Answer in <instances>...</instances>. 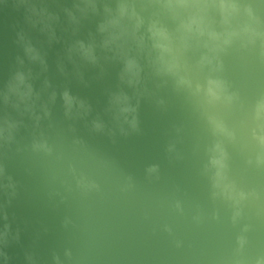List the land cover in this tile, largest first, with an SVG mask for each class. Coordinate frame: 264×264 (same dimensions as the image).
Wrapping results in <instances>:
<instances>
[{
	"label": "water",
	"instance_id": "1",
	"mask_svg": "<svg viewBox=\"0 0 264 264\" xmlns=\"http://www.w3.org/2000/svg\"><path fill=\"white\" fill-rule=\"evenodd\" d=\"M30 2L57 17L54 37L41 31L42 25L33 26L24 4L5 0L0 5V88L23 68L31 70L39 94L28 108L0 100V264H257L264 258V189L242 202L239 216L230 202L213 197L204 173L206 138L166 79L145 67L138 108L156 104L172 110V137L139 115L138 130L122 133L104 99L118 87L134 94L119 81V63L101 53L100 62L91 65L68 53L75 40L95 33L100 17L76 12L79 23L71 21L65 9L75 12L76 0ZM135 2L145 18L157 11L154 0ZM240 2L264 21V0ZM21 34L39 49L43 65L25 55ZM203 51L189 52V64L195 65ZM220 60L219 74L238 100L215 111L231 129L250 134L255 148L243 155L255 160L259 148L252 132L260 129L249 116L263 89L264 42L236 43ZM205 72L193 69L199 79ZM65 89L91 105V112L66 115ZM97 118L104 122L103 130L92 126ZM9 122L15 126L9 128ZM184 137L193 139L202 157L192 159L197 153L182 149ZM37 143H46L50 151L35 148ZM254 201L257 217L251 211ZM255 221L259 227L252 260Z\"/></svg>",
	"mask_w": 264,
	"mask_h": 264
},
{
	"label": "clouds",
	"instance_id": "2",
	"mask_svg": "<svg viewBox=\"0 0 264 264\" xmlns=\"http://www.w3.org/2000/svg\"><path fill=\"white\" fill-rule=\"evenodd\" d=\"M4 3L5 0H0V5ZM154 3L158 6L157 11L145 18L137 11L135 0H114V6L112 0H76L73 5L75 12L65 9L71 21L79 23L76 12L81 17L92 15L100 19L95 33H90L87 40L77 39L71 44L69 57L76 55L88 64L97 65L102 53L105 60L119 63V81L133 89L134 94L130 95L118 87L109 95L107 111L122 133L138 130V86L145 67L157 77L171 79L175 89L195 97L215 138L207 148V162L204 165V173L209 176L213 189L212 195L230 202L236 209L235 216H239L242 202L255 193L238 188L229 176L228 152L224 141L235 142L236 132L215 109L219 105L232 106L238 97L219 74L222 69L220 54L236 43L248 46L255 45L257 41L264 42V21L255 15L250 5L241 4L240 0H154ZM20 4L27 7V19L33 26L42 25L41 31H48L50 37H54L52 21L57 17L43 8L38 9L30 0H14V6ZM20 41L28 59L43 65L44 59L39 49L23 34ZM200 49L205 51L201 52L195 65H190L187 54ZM19 63L23 65L24 61L20 59ZM193 69L199 72L206 70L203 79L196 78ZM31 80V70L18 69L0 88V100L11 103L15 108L21 104L25 108L30 107L33 96L38 98L39 95L34 93ZM61 95L66 115H71L74 110L83 115L91 112V105L73 95L69 89H65ZM52 98H55V93ZM253 117L260 129L259 132L255 129L252 132V138L259 148L254 162L257 166H264V95L255 100ZM14 126L9 122V128ZM92 126L99 131L104 129L105 124L97 118L92 121ZM34 147L50 151L46 143H37ZM248 163L252 164L253 160L250 158ZM149 170L154 171L155 167ZM243 243L241 240V247ZM257 264H264V258L259 259Z\"/></svg>",
	"mask_w": 264,
	"mask_h": 264
},
{
	"label": "rangeland",
	"instance_id": "3",
	"mask_svg": "<svg viewBox=\"0 0 264 264\" xmlns=\"http://www.w3.org/2000/svg\"><path fill=\"white\" fill-rule=\"evenodd\" d=\"M168 84L173 87V83L171 79L164 77ZM261 81V80H260ZM263 89L260 95L258 94L256 99L259 96L264 95V82L261 81ZM176 94L179 95V100L182 104L186 106V110L188 109V113L196 125L198 130H201V132L204 134L207 146H209L213 140L215 139L210 132L209 125L206 119V115L201 108L200 105L196 101L193 102V100L186 96V91L183 90H177L175 89ZM249 93L254 94L252 91H248ZM104 99L109 100V97H104ZM254 99V100H256ZM145 109H150L149 113H146ZM137 115L143 117V121L146 124L151 125V123L155 122L154 128L159 129L163 131V133L167 136L168 139L172 137L171 132H173V117H175V113L172 110H165L164 108H159L156 104H151L147 107H139L137 110ZM223 118V117H222ZM250 122H254L253 112H250ZM225 120V119H224ZM227 125L231 128V123L226 121ZM236 132V141L232 142L229 140L224 141L225 148L228 152V164H229V173L233 174V181L236 183L237 187L240 189H248L249 192L259 193L260 190L264 189V166H257L253 160L252 164L248 163V158H246L243 155V152L247 149L250 152L254 151L255 144L251 141L250 134H242L238 129H233ZM251 131L250 128L247 129V131ZM174 133V132H173ZM186 139V140H185ZM173 140V139H172ZM184 144L182 145V149L185 152H196L197 154L193 155L192 159H199L201 156V153L199 152V147L197 145H192L193 139H187L182 138L181 139ZM199 140V139H197ZM193 143H195L193 141ZM258 151V149H255ZM199 152V153H198ZM187 158H191L190 155H186ZM199 163V162H198ZM240 208L242 210V204L240 205ZM251 211L254 213V215L257 217V214L259 212L258 208L256 207L255 201L251 202ZM202 216L206 217V214H202ZM258 221H255L254 224V246H252V249L254 248L253 255H251V259L253 260V257L257 251V244H256V237H257V231H258ZM251 260V261H252ZM252 263V262H251Z\"/></svg>",
	"mask_w": 264,
	"mask_h": 264
}]
</instances>
